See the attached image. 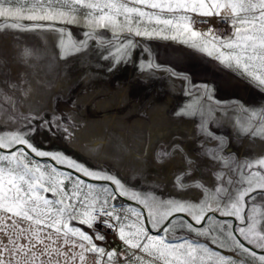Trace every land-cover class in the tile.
Instances as JSON below:
<instances>
[{"label": "snow or ice", "instance_id": "snow-or-ice-1", "mask_svg": "<svg viewBox=\"0 0 264 264\" xmlns=\"http://www.w3.org/2000/svg\"><path fill=\"white\" fill-rule=\"evenodd\" d=\"M210 17L229 31L213 27L199 31ZM67 25H82L81 38L74 39ZM4 31L56 34L61 59L85 52L94 41L107 52L100 58L110 60L113 68L131 59L139 46L136 37L175 40L264 90V0H0V32ZM32 55L31 49L21 52L24 59ZM145 68L177 75L151 61ZM193 87L203 89L212 102L210 86ZM32 91V81L23 73L17 81L0 80V130L12 129L0 131V264H205V255L209 262L218 258L219 264H264V226L249 214L257 201H264V157L241 162L215 155L227 167L213 173L215 195L208 196L213 190H205L206 198L199 204L184 199L183 183L173 198L142 197L104 170H90L59 151L38 150L30 142L37 130L53 137L62 134L70 141L78 125L71 116L44 119L28 104ZM215 104L222 106L219 101ZM177 115L195 112L188 105ZM197 129L219 141L223 151V140L208 131L205 120ZM261 132L264 128L252 135ZM177 151L183 149L172 146L171 152ZM169 154L161 150L158 161ZM185 163L188 167L181 177L191 173L194 162L186 156ZM90 181L107 183L97 187ZM121 200L141 206L137 211L128 205L130 223L121 214ZM177 221L180 234L172 231ZM77 225L87 226L91 234ZM95 225L116 232L128 250L118 254L97 243L105 242L106 236ZM217 228L237 259L221 255L224 244L215 235Z\"/></svg>", "mask_w": 264, "mask_h": 264}, {"label": "rangeland", "instance_id": "rangeland-1", "mask_svg": "<svg viewBox=\"0 0 264 264\" xmlns=\"http://www.w3.org/2000/svg\"><path fill=\"white\" fill-rule=\"evenodd\" d=\"M206 19L209 23L200 25L199 31H207L215 25L214 21ZM66 27L74 39L81 38L82 25ZM135 40L139 46L133 50L131 59L113 68L110 60L100 58L101 52L105 55L107 52L94 41L85 52L61 59L56 34L0 32V80L17 81L23 73L32 81L33 91L28 104L33 110H39L44 119L53 115L71 116L72 122L78 125L70 141L62 134L53 137L46 131L37 130L30 142L38 150L59 151L90 170H104L121 179L130 192L138 191L142 197L151 194L163 199L173 198L177 186L183 183L187 186L184 199L199 204L206 198L205 190H213L207 192L208 196L215 195L214 188L218 185L213 173L227 167L217 162L215 155L233 157L241 162L264 157V132L260 134L263 138L252 135L264 128V121L258 124L249 121L255 116L250 105L241 98L240 91H233L238 85H229L228 77L217 73L207 57L199 56L175 40L144 37ZM25 48L33 52L26 59L21 57ZM149 61L162 69H171L177 75L161 69H146ZM193 85L210 86L212 102L205 98L203 89L197 90ZM215 87L220 90L215 91ZM248 93L253 96L249 98L252 103L261 105L258 110L264 111V92L251 89ZM216 101L222 106L217 107ZM231 103L236 105L231 106ZM188 105L195 115H177ZM224 118L228 120L226 123L219 120ZM261 118L264 120V114ZM201 119L207 122L209 132L223 140V151L219 150V141L198 133L197 125ZM245 128L249 129V138H243ZM174 145H179L183 151L171 152ZM161 150H168L170 154L158 161L157 153ZM29 155L35 160L40 159L30 152ZM186 156L194 163L191 173L181 177L188 167ZM90 182L97 187L107 183ZM197 184L204 188H198ZM65 185L69 186L67 181ZM120 203L124 205L121 214L128 216L127 222H132L128 205L131 203L137 211L141 206L125 200ZM249 214L262 222L258 226H264V201H257ZM178 224L179 221L172 229L176 234L182 232ZM77 226L91 234L87 226ZM94 227L106 236L105 242L97 243L109 246L114 232L101 225ZM207 227L213 228L214 223L210 221ZM215 235L224 244L221 255L237 259L228 251L230 242L218 228ZM202 239L213 248L206 237ZM204 260L205 264H219L216 257L209 262L205 255Z\"/></svg>", "mask_w": 264, "mask_h": 264}, {"label": "crops", "instance_id": "crops-1", "mask_svg": "<svg viewBox=\"0 0 264 264\" xmlns=\"http://www.w3.org/2000/svg\"><path fill=\"white\" fill-rule=\"evenodd\" d=\"M209 19H211L212 21H214L215 25L213 26V28H218V29H221V30H224V31H229L228 29V26L226 24H223V23H218L217 22V18L216 17H210ZM177 42V41H175ZM184 45V44H183ZM184 47L186 48V46L184 45ZM188 47V46H187ZM190 48V47H188ZM192 51H195L197 52V54L199 56H205L207 57L214 65H215V70L217 71V73H223L225 76L228 77V80L227 82H229V85H238V86H234L235 88L233 89V91H240V96L241 98H243L245 101V104L247 106L250 105V109L251 110H256L258 112L257 115H255V117L251 118L249 121L250 122H254L256 124H258L259 122H263V118H261L264 114V111L261 110L259 111L258 110V106H261L259 104H254L252 103V101L250 100L253 96L250 95L248 93L249 90H255V91H259V92H264V90H261V89H258L257 87H254L252 84H250L249 82H247L244 78H242L236 71L232 70V69H229L223 65H221L217 60H215L213 57H210L208 56L207 54L203 53V52H199L193 48H190ZM226 82V81H224ZM226 82V83H227ZM225 84V83H224ZM245 85L249 86V87H245ZM215 91H218L220 90L219 88H214ZM250 98V99H249ZM248 99L250 101H248ZM232 105H236V103H231V106ZM219 118V117H217ZM220 121H223V122H227L228 120L226 118H224V120H221L219 119ZM248 132H245V134L243 135V138H249V134H247ZM256 138H263V135H256ZM126 231H128V229L126 228L125 229ZM86 231V230H85ZM107 250H111V249H115L116 252L119 254L121 251H127V246L124 244V242L122 240L119 239V236L116 232H114L113 234V237H112V240H111V243L109 246L106 247ZM135 252H139V250H134ZM145 259H148L146 256H145ZM119 264H124L123 261H119Z\"/></svg>", "mask_w": 264, "mask_h": 264}, {"label": "water", "instance_id": "water-1", "mask_svg": "<svg viewBox=\"0 0 264 264\" xmlns=\"http://www.w3.org/2000/svg\"><path fill=\"white\" fill-rule=\"evenodd\" d=\"M131 202V201H130Z\"/></svg>", "mask_w": 264, "mask_h": 264}]
</instances>
